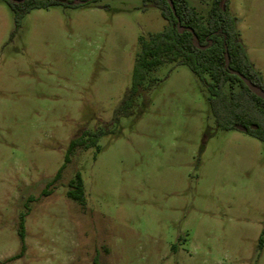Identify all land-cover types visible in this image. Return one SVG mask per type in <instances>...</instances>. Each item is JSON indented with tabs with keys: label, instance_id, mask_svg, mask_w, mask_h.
<instances>
[{
	"label": "rangeland",
	"instance_id": "1",
	"mask_svg": "<svg viewBox=\"0 0 264 264\" xmlns=\"http://www.w3.org/2000/svg\"><path fill=\"white\" fill-rule=\"evenodd\" d=\"M187 2L207 20L212 0ZM233 13L264 80V0ZM165 25L143 0L33 9L19 24L0 0V264H264V143L217 128L185 65L151 73L119 112L139 39ZM84 130L96 145L54 181ZM76 173L84 205L66 196Z\"/></svg>",
	"mask_w": 264,
	"mask_h": 264
},
{
	"label": "trees",
	"instance_id": "2",
	"mask_svg": "<svg viewBox=\"0 0 264 264\" xmlns=\"http://www.w3.org/2000/svg\"><path fill=\"white\" fill-rule=\"evenodd\" d=\"M15 14L17 23L33 9H48L51 6L78 7L91 0H24L15 3L4 0ZM154 4L166 21L162 31L150 34L148 39H139L140 50L136 54L132 85L128 97L120 106L129 108L136 96L145 89L148 76L164 65L187 66L201 81L209 93V104L217 128L221 130H238L246 128V133L264 143V100L250 92L245 84L229 69L246 77L252 86L264 91L262 75L250 63L240 34L236 28L237 19L229 11L230 0H212L208 18L198 15L187 0H172L173 15L166 0H143ZM178 26L182 32H178ZM204 49H199L195 46ZM226 54L229 66L226 67ZM228 87L229 90H226ZM237 87V88H236ZM253 127H256L255 129ZM101 132L84 130L71 140L66 151L64 165L57 172L54 181L58 180L61 171L70 161L76 150H86L96 145ZM66 196L69 200L84 205L83 182L79 173L68 184ZM18 236L20 253L9 260L20 258L25 250L24 219L21 217ZM263 246L260 239L259 247Z\"/></svg>",
	"mask_w": 264,
	"mask_h": 264
},
{
	"label": "water",
	"instance_id": "3",
	"mask_svg": "<svg viewBox=\"0 0 264 264\" xmlns=\"http://www.w3.org/2000/svg\"><path fill=\"white\" fill-rule=\"evenodd\" d=\"M12 1L15 2V3H22V2H24V0H12ZM71 1H73V2H75V3H78V4H79V3H82L80 0H71ZM91 1H92V0H91ZM166 2H167V4H168L169 8L171 9L173 15H175V9H174V5H173L172 0H166ZM178 32H179V33L182 32V29H181L179 26H178ZM195 46H196L197 48H199V49H204V48H202V47H199L197 44H195ZM225 65H226V67L229 66V58H228V55H227V54H226ZM229 71H230L232 74L236 75V76H237V77H238V78H239V79L245 84V86L250 90V92H251L252 94H254L256 97H258V98L264 100V91H262L261 89L255 87V86H252V85L249 83L248 79H247L246 77H244L243 75H241L240 73H238V72H236V71H233V70H231V69H229ZM253 128L255 129L256 127H253ZM238 130H239V131H242V132H246V131H247L246 128H243V127H239Z\"/></svg>",
	"mask_w": 264,
	"mask_h": 264
},
{
	"label": "crops",
	"instance_id": "4",
	"mask_svg": "<svg viewBox=\"0 0 264 264\" xmlns=\"http://www.w3.org/2000/svg\"><path fill=\"white\" fill-rule=\"evenodd\" d=\"M231 2H232V4H231ZM195 10H196V9H195ZM229 11H231V15H234V13H233V0H230ZM248 59H249L250 63L253 65L254 69H255L256 71H258L259 69L255 66L253 59H252V58H248ZM258 72H259V71H258ZM259 73H260V72H259ZM260 74H261V73H260Z\"/></svg>",
	"mask_w": 264,
	"mask_h": 264
}]
</instances>
